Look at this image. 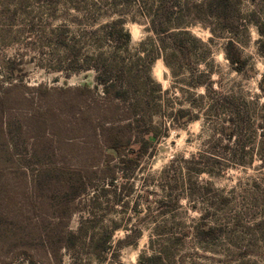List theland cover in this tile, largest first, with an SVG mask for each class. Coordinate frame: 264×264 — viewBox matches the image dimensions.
Returning a JSON list of instances; mask_svg holds the SVG:
<instances>
[{"label":"trees","instance_id":"trees-1","mask_svg":"<svg viewBox=\"0 0 264 264\" xmlns=\"http://www.w3.org/2000/svg\"><path fill=\"white\" fill-rule=\"evenodd\" d=\"M30 1L43 4L46 0ZM84 1L83 10L74 7L83 13L79 20L88 21L87 31L66 24L47 29L32 19L23 33L35 36L37 43L54 46L56 72L69 77L93 71L96 85L28 86L24 82L27 54L20 51L5 56L0 70L5 78V85L0 81V264H64L66 255L71 264H105L119 257L122 245L135 243L141 230L123 228L115 220L108 226L103 220L116 205L129 204L127 200L137 191L129 173H135L154 143L168 134L170 127L164 124L162 131L156 117L169 118L176 127L182 125L186 112L165 108L163 88L152 76L153 65L161 59L176 78L186 65H192L191 57L198 50L206 59L211 56L209 46L188 30L190 15L204 13L232 35L246 21L239 8L241 0H202L192 8L190 0ZM99 13L117 18L96 27L89 18ZM135 13L145 17L148 32L155 38L142 42L139 52L144 56L137 54L132 60L128 56L133 39L126 25L137 21ZM259 30L264 33L262 25ZM210 31L216 33L213 28ZM224 53L241 72L245 61L233 38L226 41ZM203 63L205 72L189 68L190 84L208 91L215 72L209 62ZM260 87L264 92V74ZM232 148L226 145L223 150L229 153ZM218 165L223 170L222 163ZM174 166L173 162L171 172L161 174V183L167 184L161 189L170 199L181 178ZM197 171L217 175L204 166ZM179 201L177 196L175 209ZM165 203L160 201L159 208L167 214L171 210L165 211ZM137 210L140 214L139 205ZM76 214L84 216L72 230ZM120 229L129 234L116 246L113 238ZM195 232L206 240L215 235V229L205 223L196 226ZM183 235L172 241L165 227H157L150 241L152 253L137 264H172L175 244L183 243Z\"/></svg>","mask_w":264,"mask_h":264},{"label":"rangeland","instance_id":"rangeland-1","mask_svg":"<svg viewBox=\"0 0 264 264\" xmlns=\"http://www.w3.org/2000/svg\"><path fill=\"white\" fill-rule=\"evenodd\" d=\"M85 2L46 0L41 4L30 0H0V70L4 69L5 56L20 51L27 54L24 82L28 86L43 84L50 88H66L86 83L96 85L93 71L69 77L64 72H56L51 55L54 46L38 44L35 36L23 33V28L32 19L47 29L66 24L74 30L84 27L82 31H87L88 21L79 20L84 18L83 13L74 7L83 10ZM190 2L192 8L202 0ZM239 8L246 21L234 35L224 32L204 13L188 17L191 24L188 30L212 50L208 59L198 50L191 57L192 65H186L176 78L172 77L161 59L154 63L152 76L163 88L161 100L165 108L168 112L184 108L185 117L181 119L182 125L176 127H172L169 118L156 117L155 124L162 131L164 124L170 127L168 134L154 143L135 173H129L137 188L133 198L127 200L129 204L125 208L116 205L103 220L108 226L111 220H115L123 228L141 230L142 235L135 243L122 245L119 257L111 258L105 264L139 263L142 256L152 253L150 241L155 239L157 227H165L172 241L185 234L183 243L175 244L172 264H264V92L260 87L264 74L261 49L264 33L259 30L261 25L264 28V0H241ZM196 11L199 10L194 9L193 12ZM114 18L117 17L112 13H99L89 19L99 27ZM126 28L133 39L129 59L135 60L137 54L143 57L139 45L155 38L148 32L147 20L138 15L137 21H129ZM210 28L216 33L213 34ZM229 38L234 39L239 55L245 61L241 72H237L225 56V43ZM146 46L150 47L149 44ZM205 61L215 72L208 91L190 84L189 68L205 72ZM2 76L0 73V81L5 85ZM226 145L233 147L229 153L223 150ZM243 147L247 151H243ZM234 151L238 153L234 154ZM173 162L181 178L170 199L161 189L167 185L161 183V174L171 172L169 166ZM218 163H222L223 170L218 169ZM200 164L217 175L198 174ZM147 194L149 202L146 201ZM177 196L180 204L175 209ZM162 200L168 202L164 204L165 211L171 210L166 211L167 214L159 208ZM136 205H139L140 214ZM83 216L76 214L73 217L72 230L78 228ZM204 223L215 229L210 240L200 239L195 234V227ZM128 234L126 230H118L113 244L117 246L118 242L126 240ZM64 264H71L68 255Z\"/></svg>","mask_w":264,"mask_h":264}]
</instances>
